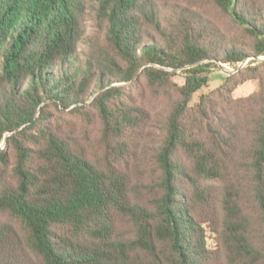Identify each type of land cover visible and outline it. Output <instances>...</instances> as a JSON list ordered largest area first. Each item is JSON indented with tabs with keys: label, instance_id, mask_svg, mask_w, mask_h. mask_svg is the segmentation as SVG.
Returning a JSON list of instances; mask_svg holds the SVG:
<instances>
[{
	"label": "trees",
	"instance_id": "1",
	"mask_svg": "<svg viewBox=\"0 0 264 264\" xmlns=\"http://www.w3.org/2000/svg\"><path fill=\"white\" fill-rule=\"evenodd\" d=\"M260 57L264 0H0V264H264Z\"/></svg>",
	"mask_w": 264,
	"mask_h": 264
},
{
	"label": "rangeland",
	"instance_id": "2",
	"mask_svg": "<svg viewBox=\"0 0 264 264\" xmlns=\"http://www.w3.org/2000/svg\"><path fill=\"white\" fill-rule=\"evenodd\" d=\"M247 62L248 60L244 61V63L243 62L240 63L237 68L233 65H230L227 63H221V62L218 64V66L212 67L209 73L210 74L209 86L197 92L194 95L192 103H195L203 92H207L209 89L219 85L224 80L225 75L233 73L234 70L244 67L247 64ZM239 66H242V67H239ZM176 79L179 83L184 82V77L182 76V73L180 72V70L178 71V76L176 77ZM258 88H259L258 81H247L236 88V90L234 91V95L236 97L245 96L257 90Z\"/></svg>",
	"mask_w": 264,
	"mask_h": 264
},
{
	"label": "water",
	"instance_id": "3",
	"mask_svg": "<svg viewBox=\"0 0 264 264\" xmlns=\"http://www.w3.org/2000/svg\"><path fill=\"white\" fill-rule=\"evenodd\" d=\"M260 59H264V57H260ZM244 63V62H243ZM246 64V63H245ZM243 66V65H242ZM242 66H239V67H242ZM236 70H234L233 72H235ZM5 141L3 142L2 145H4Z\"/></svg>",
	"mask_w": 264,
	"mask_h": 264
}]
</instances>
